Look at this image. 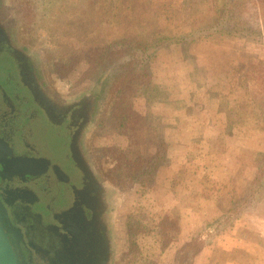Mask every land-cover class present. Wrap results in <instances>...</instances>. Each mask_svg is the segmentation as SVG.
Segmentation results:
<instances>
[{
  "label": "rangeland",
  "instance_id": "1",
  "mask_svg": "<svg viewBox=\"0 0 264 264\" xmlns=\"http://www.w3.org/2000/svg\"><path fill=\"white\" fill-rule=\"evenodd\" d=\"M215 3L1 0L50 91L95 99L81 146L113 196L112 264H264V0L233 13L244 34L174 38L211 33ZM13 121L35 142L32 121Z\"/></svg>",
  "mask_w": 264,
  "mask_h": 264
},
{
  "label": "flooded vegetation",
  "instance_id": "2",
  "mask_svg": "<svg viewBox=\"0 0 264 264\" xmlns=\"http://www.w3.org/2000/svg\"><path fill=\"white\" fill-rule=\"evenodd\" d=\"M1 16L0 11V69L7 74L0 77V119L5 122L0 126V219L19 263L112 264V193L90 165L82 170L71 157V144L82 143L91 123L95 99L92 94L73 100L54 95ZM17 116L34 123L33 145L23 134L18 132L24 143L4 129ZM63 138H69L67 155L60 152ZM36 144L52 155L41 154ZM13 156L43 157L50 164L30 179L14 170Z\"/></svg>",
  "mask_w": 264,
  "mask_h": 264
},
{
  "label": "trees",
  "instance_id": "3",
  "mask_svg": "<svg viewBox=\"0 0 264 264\" xmlns=\"http://www.w3.org/2000/svg\"><path fill=\"white\" fill-rule=\"evenodd\" d=\"M247 2L250 0H246ZM244 0H216V3L214 5L215 9L218 12V19L217 22L212 24L210 28L214 27L215 29H213V31L211 33H204V31L208 28H202V29H194L193 31L189 32V33H185L183 35H178V36H174L175 39L181 40V41H190V40H196L198 39V37L202 36V37H208L211 34L215 32L220 33V34H237V35H241L244 34L248 28H245L243 26L246 25V22H243V19L239 22H237L238 24H241V28L234 25L231 27V21L236 20L237 16H234L233 13L238 9L241 10V8L244 6L243 5ZM236 23V24H237ZM195 34V35H193ZM258 34V31H257ZM262 34V32H261ZM190 36H193L191 38H189ZM262 36V35H261ZM126 41L128 40H132V42H134L136 44L137 47H141L143 48L144 46L146 47L145 49L149 48L150 44H153L155 42H160V41H164L165 39H169L168 35H162L160 34L159 36L157 35V37L155 38H141L139 36L136 37V35H125L123 37ZM171 38V37H170ZM164 39V40H163ZM155 41V42H152ZM133 43V44H134ZM102 48H97L96 52L101 53ZM103 51V50H102ZM101 54H104L103 52ZM117 99L119 100V103H117V110L120 111V115L121 118H123L124 121L127 120V114H129V112H132L133 114L135 113L134 109H132V105L130 102H126L125 97L124 96H119ZM126 114V115H125ZM136 114V113H135ZM137 116L138 113H137ZM263 178H261V174L258 173L255 181H258L259 184H261ZM189 247L192 246L191 243H188Z\"/></svg>",
  "mask_w": 264,
  "mask_h": 264
},
{
  "label": "water",
  "instance_id": "4",
  "mask_svg": "<svg viewBox=\"0 0 264 264\" xmlns=\"http://www.w3.org/2000/svg\"><path fill=\"white\" fill-rule=\"evenodd\" d=\"M2 118V117H1ZM3 124H5V122L3 120H0V126H3ZM8 129L11 132V136H13V138L17 141L20 138V141L23 142L22 138L19 137L18 132L15 130H12L11 128L5 126L4 129ZM3 132V131H0ZM19 134H22L21 132H19ZM19 137V138H18ZM26 139V141L29 144H34L36 143V141H29V139H27L26 137H23ZM69 138H63L62 139V145L64 147V149H61L60 152L61 154L63 153V155H67L69 152V148H68V140ZM14 140V141H15ZM19 142H17L18 147H20L19 144H21ZM24 143V142H23ZM37 145V144H36ZM37 149H39L41 154L50 156L52 155L51 152H47L49 150L41 148L40 146L38 147L37 145ZM71 151H72V158L73 160L76 162L77 166L79 168H81L82 170H85V167H88V165H90L89 169L91 171H93L94 169L91 166V161L88 159V157L84 154V150L83 147L81 146V144L77 143L75 144L72 143L71 144ZM19 156V155H17ZM16 157V156H13ZM59 159V158H57ZM50 164V160L47 158H19L16 157L15 161H14V165L13 168L14 170H18L21 172H26L28 174V176L31 178H34L36 176H40L41 174H43L45 172V170H47L48 165ZM0 264H20L19 260L17 258V253H16V248L14 247L13 243L10 240L9 234L4 226V224L2 223L1 219H0Z\"/></svg>",
  "mask_w": 264,
  "mask_h": 264
}]
</instances>
